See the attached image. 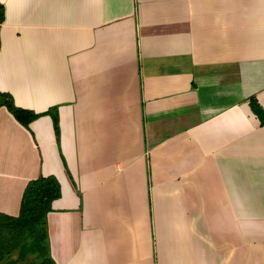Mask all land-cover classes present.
<instances>
[{"label": "crops", "instance_id": "0c3cea01", "mask_svg": "<svg viewBox=\"0 0 264 264\" xmlns=\"http://www.w3.org/2000/svg\"><path fill=\"white\" fill-rule=\"evenodd\" d=\"M0 4V92L38 114L0 98L1 214L54 175L56 264H264V0Z\"/></svg>", "mask_w": 264, "mask_h": 264}, {"label": "trees", "instance_id": "16d2710c", "mask_svg": "<svg viewBox=\"0 0 264 264\" xmlns=\"http://www.w3.org/2000/svg\"><path fill=\"white\" fill-rule=\"evenodd\" d=\"M3 11L4 6L0 4V13L3 14ZM3 19L0 15V20ZM0 98L26 126L38 117L34 111L18 107L10 94L0 92ZM251 105L264 123V108L255 99L251 100ZM53 116L56 130L60 133L58 114L55 112ZM61 195V182L54 175H41L28 183L20 214L10 216L0 213V260L11 251L19 249L22 259H27V255L32 253L36 255L28 259L26 264H56L50 253L47 216L53 208V202Z\"/></svg>", "mask_w": 264, "mask_h": 264}]
</instances>
